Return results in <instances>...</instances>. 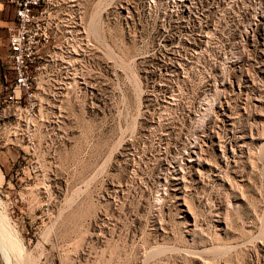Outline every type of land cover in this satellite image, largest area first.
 I'll list each match as a JSON object with an SVG mask.
<instances>
[{"label": "rangeland", "instance_id": "1", "mask_svg": "<svg viewBox=\"0 0 264 264\" xmlns=\"http://www.w3.org/2000/svg\"><path fill=\"white\" fill-rule=\"evenodd\" d=\"M50 21L32 118L0 34V264H264V0Z\"/></svg>", "mask_w": 264, "mask_h": 264}, {"label": "built area", "instance_id": "2", "mask_svg": "<svg viewBox=\"0 0 264 264\" xmlns=\"http://www.w3.org/2000/svg\"><path fill=\"white\" fill-rule=\"evenodd\" d=\"M57 0H7L14 18L6 27L5 61L9 99L24 106L31 118L39 106L43 76L40 66L55 46L56 33L50 27V14ZM29 145L35 141L28 139Z\"/></svg>", "mask_w": 264, "mask_h": 264}, {"label": "crops", "instance_id": "3", "mask_svg": "<svg viewBox=\"0 0 264 264\" xmlns=\"http://www.w3.org/2000/svg\"><path fill=\"white\" fill-rule=\"evenodd\" d=\"M14 18V7L7 0H0V34L6 40V27Z\"/></svg>", "mask_w": 264, "mask_h": 264}, {"label": "bare ground", "instance_id": "4", "mask_svg": "<svg viewBox=\"0 0 264 264\" xmlns=\"http://www.w3.org/2000/svg\"><path fill=\"white\" fill-rule=\"evenodd\" d=\"M195 152V151H194ZM196 156V155H195ZM195 158V157H194ZM197 158V157H196ZM198 159V158H197ZM194 160H196V159H194ZM197 161V160H196ZM197 164H198V162H197Z\"/></svg>", "mask_w": 264, "mask_h": 264}, {"label": "trees", "instance_id": "5", "mask_svg": "<svg viewBox=\"0 0 264 264\" xmlns=\"http://www.w3.org/2000/svg\"><path fill=\"white\" fill-rule=\"evenodd\" d=\"M9 82V81H8Z\"/></svg>", "mask_w": 264, "mask_h": 264}]
</instances>
